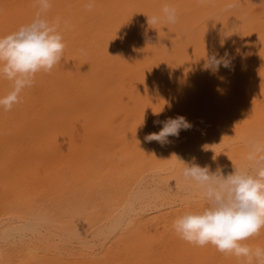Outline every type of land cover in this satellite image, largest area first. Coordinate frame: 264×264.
I'll use <instances>...</instances> for the list:
<instances>
[{"label":"rangeland","instance_id":"374dc122","mask_svg":"<svg viewBox=\"0 0 264 264\" xmlns=\"http://www.w3.org/2000/svg\"><path fill=\"white\" fill-rule=\"evenodd\" d=\"M173 1L95 0L89 11L85 7L89 0H52L48 17L62 21L63 59L52 73H37L33 86L22 92L21 102L11 111L0 109V231L19 220L43 216L60 232L57 240L44 242L35 233L19 231L17 236H25L31 246L24 238L17 237V245L1 239L0 264H154L156 259L159 264L187 260L202 264V256L177 244L178 236H168L174 230L163 222L132 235L110 237L116 257L98 263L92 262L104 255L102 250L88 256L85 252L92 250L67 237L76 229L89 234L97 226L92 219L108 208L106 193H112L106 178L122 168L127 150L158 133L163 121L183 116L190 129L230 122L229 111H246L264 100V0ZM230 3L235 6L229 9ZM163 5L176 9L178 22L150 28L146 15L162 17ZM38 7V0H0V35L30 22ZM225 52L231 62L228 68L215 73L203 68L206 55ZM10 90V82L0 79V96ZM182 151L174 153L171 162ZM245 157L233 164L243 167ZM193 158L188 161L195 162ZM171 162L160 166L167 168L162 174H170ZM99 185L101 189L93 188ZM62 197L68 199L63 209ZM166 199L148 212L150 222L156 217L174 219L179 209H186L182 203L167 204ZM63 239L67 250L54 248ZM246 243L264 247V230ZM218 253L226 262L245 264Z\"/></svg>","mask_w":264,"mask_h":264},{"label":"clouds","instance_id":"9594fccd","mask_svg":"<svg viewBox=\"0 0 264 264\" xmlns=\"http://www.w3.org/2000/svg\"><path fill=\"white\" fill-rule=\"evenodd\" d=\"M38 11L30 22L7 35H0V79L10 82L11 90L0 96V109L11 111L21 102V94L33 86L37 73H50L63 59L66 43L60 31L59 19L50 20L48 12L52 0H38ZM228 4L227 8L234 7ZM91 11L95 0L85 5ZM163 16H148L147 24L155 29L159 23L178 22L174 7L165 5ZM228 53L206 55L203 68L218 72L228 68ZM158 133L146 136L148 141L167 143L170 136L178 137L191 123L183 116L162 122ZM247 166L233 164V171L225 174L222 167L182 162V176L205 201L202 209H194L177 217L172 228L183 241L196 246L212 245L226 255L243 259L245 264H264V247H252L246 241L264 230V140L252 135L246 141ZM195 158H193L194 160ZM215 159V157H213Z\"/></svg>","mask_w":264,"mask_h":264},{"label":"bare ground","instance_id":"6f19581e","mask_svg":"<svg viewBox=\"0 0 264 264\" xmlns=\"http://www.w3.org/2000/svg\"><path fill=\"white\" fill-rule=\"evenodd\" d=\"M104 1H106V0H104ZM176 1H178V0H176ZM176 1H173V2H176ZM138 3H140V2H138ZM170 3H168V4H170ZM156 5H154V6L156 7ZM101 6L103 7V5H101ZM134 6H135V4H134ZM151 6H153V5L151 4ZM159 6H160V3H159ZM159 6H157V7H159ZM102 7H100V8H102ZM157 10H159V9H157ZM126 12H127V10H126ZM126 12H123V13L126 14ZM149 13H150V11H149ZM116 15H117V13H116ZM59 21H61V20H59ZM122 22H123V20H122ZM159 30L160 29H158V31ZM145 31L143 33L144 35H145ZM142 35H140V36H142ZM158 35L159 34L157 33V36ZM117 38H119V36ZM175 39H177V38H175ZM153 40H154V38H153ZM138 41H139V39H138ZM125 44H126V42H125ZM101 49H103V48H101ZM105 50H106V48H105ZM123 50H124V45H123ZM117 52H118V50H117ZM98 57H100L99 53H98ZM59 68L57 70H59ZM62 68H63V66H62ZM85 70H86V68H85ZM66 73L64 75H66ZM84 74H85V72H84ZM84 77H85V75H84ZM188 109H189V107H188ZM228 113H230V116H228V117H230V122H223L222 121L219 123H207L206 125H204L201 128L188 129V130H186V132L184 133L183 136L170 137V139L168 140L169 142L164 143V144H161L160 142H157V141H148L146 139H142L141 142L131 146L130 149L127 150V152H126L127 154L122 157V160H121V163L123 165L122 168H120V170L115 171L112 175H110L106 178L109 182L110 189H111L112 193L106 191L107 192L106 194L109 193L108 195L110 197V203L107 204L108 208L106 210L102 211L98 216H94L92 219V224L97 225V226L94 227V229L91 231V233L85 234V235L83 234L84 230H82V229H80V230L76 229L74 232L71 231L70 234L66 231L69 235V236L66 235L68 237V241L71 240L70 242H74L75 239H77V240L79 239L81 246L92 250L91 252H88V251L85 252V254L88 256L98 255L97 253L102 250L103 251L102 253L104 255L98 257L96 259V261L92 262V263H98L99 259H100V261H104L105 259H107V257H111L113 259L116 257V256H114V253H113V247L111 248V244L109 242L110 237H113L114 235H132L135 231H137L139 229H143V227L147 228V227H150L152 225L153 226L158 225V227H159V225L162 222H163L162 226H164V227L165 226H172L173 221L177 217H179L180 215L184 214L185 212H187L189 210H194L197 208L202 209L205 206L206 202L203 201L202 199H199L198 193L194 189V187H192L188 182H186L184 180V178L182 176V168H183L182 162H189L188 158L194 157L195 163L199 164L200 166L208 165V166H210L211 170H213V171H215V169L217 167H222L223 170H226L224 173L227 174V173L233 171V167L231 168V166L233 165V163L235 161L241 160L244 158V156H246V153H247L246 141L250 136L256 135L261 140H264V100L263 99L261 101H258L256 104L251 105V107L249 109H247L246 111H234V110H232V111H229ZM195 127H197V126H195ZM149 129H150V126H149ZM227 148H228V150L226 151L225 149H227ZM240 148H242V149H240ZM170 149H172V150L168 151ZM178 150H183V151L180 152L179 154H177L171 162V158L173 157L174 153H176ZM238 150L239 151L241 150L242 153H239ZM228 153H231V154H228ZM134 155H136V157H134ZM213 157H215V159H213ZM169 161L174 166L172 167V166H170L172 164H169V166L171 168H169L168 173H170V174L164 175L162 173H164L167 170V168H163L160 166H163V164H166ZM245 162H247V161H245ZM177 163H178V165H177ZM244 166H247V164L245 163L243 165V167ZM93 188L96 190L101 189V185H99L98 187L93 186ZM167 197L169 200L166 199V201L167 202L170 201L167 204H170L171 202L182 203L186 206V209H184V208L179 209L177 211L178 216L174 219H171L170 217H168V218H164V220L161 221L159 218L157 219V217L156 218L153 217L155 220L150 222V220L152 218L149 217V215H147L148 212H150L151 210L154 211L153 209H156L159 206L158 203H162L160 201H162V199H165ZM166 201H164V202H166ZM62 202H63V204H62L63 207L61 206V208L63 209V208H65V205L67 204L68 199H66L65 197H62ZM161 205L163 206V203ZM15 210H16V208H15ZM28 213H30V212H28ZM85 216L86 215H84V217ZM8 217L12 218L10 216H8ZM22 217L20 216L19 218L21 219ZM23 218H25V217H23ZM27 218H28V216H27ZM33 220H35V218L32 219L30 217L29 219H26L24 221L19 220L20 222L17 221L15 223L9 224L8 226H6V228H4L2 231H0V240L1 239L2 240H8L11 242L15 241L16 239L18 240L19 235L17 236V233L19 231L22 235H26V233L25 234H23V233L26 231L27 232L30 231V232L35 233L36 235L40 236V238H42L43 240L49 239V241H50L52 238H54L53 240H57L55 238V236L60 231L57 230L56 227L54 228L53 224H51L52 222H50L48 220V218H46V217L44 218L43 216H41L36 221H33ZM0 225H2V224H0ZM6 225H7V223H6ZM44 227L47 229V233L43 232V229L45 230ZM75 227H78V226H75ZM62 228H65V227H62ZM171 230H173V228H171ZM30 232H29V234H30ZM35 234H34V237H35ZM81 234H82V236H81ZM71 235H72V237H71ZM62 236H65V235L62 234ZM168 236H170V237L173 236V237L177 238V234L174 231H172V233L169 234ZM24 237H22V238H24ZM22 238H19V239H22ZM35 239H37V238H35ZM60 239H61V235H60ZM24 240H27V239L24 238ZM32 240H33V238H32ZM32 240H31V242H32ZM40 240L41 239H39V241ZM63 240H64V241H62L63 243L61 242L60 244H58V242L61 241V240H59L58 242L56 241V244H58V245L54 244L55 247L53 245L52 246L56 249H58V247H59L63 250L64 249L67 250L68 246H66V245L68 243L65 242L66 241L65 239H63ZM41 242H43V241H41ZM44 242H45V240H44ZM179 242H181L183 250L188 251L190 248H192V255L193 256H202V258H203L202 264H232L231 262H226V261L222 260L220 257V254L215 249V247H213L212 245H207L205 247H196V246H193V245L183 241L182 239L178 238V241H177L178 245L180 244ZM20 243L22 244V241ZM27 243L29 244L30 241L28 242V240H27ZM65 243H67V244H65ZM2 244L3 243H1V245ZM4 244H6V243H4ZM13 244H14V242L12 243V245ZM15 244H16V241H15ZM32 244H33V242H32ZM34 244H36V243L34 242ZM73 244H71V246ZM74 245H75V249H76V244H74ZM80 245L78 243L77 246H80ZM33 246L35 247L36 245H33ZM71 246H70V248H71ZM43 247L46 248V246H43ZM49 247L50 246H48L47 248H49ZM1 248H4V247H1ZM16 248H17V246H16ZM38 248L42 249L40 247H38ZM72 248H73V246H72ZM79 248H81V247H79ZM49 250H52V248L51 249L49 248ZM72 250L68 251V253L69 252L71 253ZM65 252L67 253V251H65ZM62 253H61V255L64 254V253L63 254ZM73 254H75V252ZM80 255H82V254H80ZM158 261H159V259H156L154 261V264H159ZM188 261L189 260H187L184 263L189 264ZM138 263H139V261L135 262V264H138Z\"/></svg>","mask_w":264,"mask_h":264}]
</instances>
